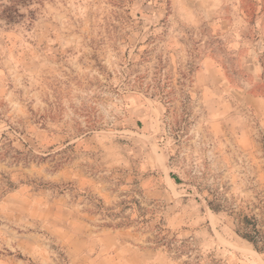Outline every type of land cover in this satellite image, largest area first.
<instances>
[{
	"label": "rangeland",
	"instance_id": "rangeland-1",
	"mask_svg": "<svg viewBox=\"0 0 264 264\" xmlns=\"http://www.w3.org/2000/svg\"><path fill=\"white\" fill-rule=\"evenodd\" d=\"M10 7L0 264H264V0Z\"/></svg>",
	"mask_w": 264,
	"mask_h": 264
},
{
	"label": "trees",
	"instance_id": "trees-1",
	"mask_svg": "<svg viewBox=\"0 0 264 264\" xmlns=\"http://www.w3.org/2000/svg\"><path fill=\"white\" fill-rule=\"evenodd\" d=\"M25 1L26 0H10L12 7H10L9 9L6 8V10L4 11V13H8V16H6V18L8 20H11L13 18L12 13L16 12V6L25 3ZM172 178L176 181L177 184L180 183V180L177 178V176L173 175ZM208 204L210 209L214 213H229V210H225V208H223V206L220 204L219 198L208 200ZM234 221L237 234L251 243L258 252L264 253V234L261 230L258 229V222L256 218L247 215H239L237 217H234Z\"/></svg>",
	"mask_w": 264,
	"mask_h": 264
}]
</instances>
